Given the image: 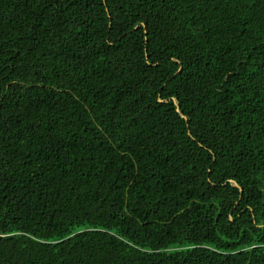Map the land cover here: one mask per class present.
<instances>
[{"label": "trees", "instance_id": "1", "mask_svg": "<svg viewBox=\"0 0 264 264\" xmlns=\"http://www.w3.org/2000/svg\"><path fill=\"white\" fill-rule=\"evenodd\" d=\"M0 264H264V0H0Z\"/></svg>", "mask_w": 264, "mask_h": 264}, {"label": "water", "instance_id": "2", "mask_svg": "<svg viewBox=\"0 0 264 264\" xmlns=\"http://www.w3.org/2000/svg\"><path fill=\"white\" fill-rule=\"evenodd\" d=\"M176 110L178 111V108H176ZM183 119H185V117L184 116H181ZM234 186H236L235 184H234Z\"/></svg>", "mask_w": 264, "mask_h": 264}]
</instances>
